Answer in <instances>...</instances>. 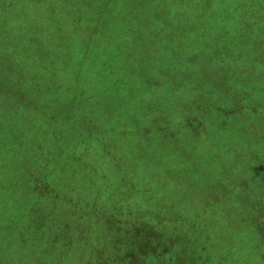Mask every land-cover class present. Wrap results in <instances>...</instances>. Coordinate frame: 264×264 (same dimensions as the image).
Wrapping results in <instances>:
<instances>
[{
    "label": "rangeland",
    "instance_id": "1",
    "mask_svg": "<svg viewBox=\"0 0 264 264\" xmlns=\"http://www.w3.org/2000/svg\"><path fill=\"white\" fill-rule=\"evenodd\" d=\"M11 1L7 13L23 26L13 56L23 62L4 69L18 95L0 86V264H121L132 254L136 264L153 255L166 264L168 252L183 264H264V49H256L261 60L251 68L244 61L254 49L237 46L242 27H210L227 0H198L193 11L210 6L209 48L234 46L216 53L226 62L223 81L239 75L254 84L237 89L245 97L236 101L214 87L171 98L161 86L157 103L147 102L138 83L128 89L125 74L114 69L118 58L133 63L124 44L135 49L142 42L135 27L155 19L163 27L142 54L151 60L157 53L153 65L165 64L161 51L182 31L172 27L182 23L181 0ZM229 2L242 10L244 0ZM193 26L192 17L185 31ZM75 44L80 53L89 48L86 95L70 76ZM27 168L48 172L35 188L50 195L34 204L25 200L32 185L21 184Z\"/></svg>",
    "mask_w": 264,
    "mask_h": 264
},
{
    "label": "trees",
    "instance_id": "2",
    "mask_svg": "<svg viewBox=\"0 0 264 264\" xmlns=\"http://www.w3.org/2000/svg\"><path fill=\"white\" fill-rule=\"evenodd\" d=\"M206 4L210 5L209 3L215 0H204ZM198 0H181L179 4V11L182 14V23L177 24L176 29L182 30L176 31L173 33L172 37L170 38L168 44V49L161 51L164 55H160L159 58L161 60H165V64L161 63L162 66H158L155 64L153 65V60H155V53L151 60L146 59L143 54L142 50L145 46H149L156 37V34H153V32L156 29H161L163 26L155 19V22H149L145 21L144 23L140 22L135 28L137 31H142V34L139 40H142V42H136L134 43V48H131L132 45L130 42L128 44V48L125 51L126 56L132 55L131 61L132 64L125 65L122 63L121 58H118L117 64L119 66H116V70L120 74H125L128 80V86H126L128 89L134 88V84L138 83L142 88L145 87L144 92L147 96V102L157 103V97L160 93L161 86H166V95L175 98L177 96L181 95H190V97H195V93L199 92V94H203L200 91L202 89L206 90L207 88H217L219 91V96L224 98H232L234 101L237 99L234 98L235 95L243 96L245 97V94H243L241 91H237L239 88H248L246 85L254 84V81H250L245 83L244 80H240L238 77L239 75L235 76L234 79L231 82H225L223 81L224 73H225V59H223L221 56L217 55L221 50H228V49H234V46L230 44H218L216 47H212L213 49L209 48L208 45L211 43L209 41L208 37V29L213 26H218L222 24L224 26V23H227L226 28L227 29H240L242 27L244 33L242 38L244 37V40H242L240 43L237 44V46L242 47L248 51L251 52L254 49L256 53V49L261 51L264 49V0H244V3L242 5V10L239 9V4L236 2L235 4L230 3L229 0L226 1L225 6L223 8H220V10L216 11L215 14H213L212 20H215V23L212 26H208L207 24H204L205 18L207 16V12L210 9V6H199L198 12L194 9L198 6ZM16 2L11 0H5L4 2L0 1V80L5 77V80L3 83L0 84V86L5 87L4 90L7 91L8 94L18 95L20 91V86L18 83H14L10 85L8 83V80H13L14 77H10L8 79V73L4 71L7 65H11V62H23L20 58H16L13 53V49L19 47L18 43V37L22 30V25L20 21H16L11 15V12H8V9L13 7V5ZM225 9V10H224ZM141 12V10H139ZM235 16H234V15ZM194 18V26L186 30V24L190 21L191 18ZM98 18V17H97ZM97 18L95 19V23L92 24V31H94L98 26ZM241 22H240V21ZM169 26V25H167ZM8 27H15L13 29H10ZM261 31L260 35L258 37H255L254 39L252 36L249 37V33ZM95 32V31H94ZM150 34H147L149 33ZM249 37L246 39V37ZM174 38L179 39L182 38L186 42V47L178 48L175 47L174 44ZM203 39L201 43L199 40ZM260 40V42H256ZM27 44H31L30 42H26ZM259 44H262L263 47L257 46ZM261 47V48H259ZM13 48V49H12ZM238 49V48H237ZM75 53L73 55V59L77 60V63L72 65L73 69L71 71L70 76L75 79L76 85L75 87L78 88V93L81 95H86L87 92L85 91L84 87V78L82 76V69L84 66L85 58L89 55V48L83 47L82 53H80L79 45H74ZM184 51L187 52L186 55H183ZM12 55V56H8ZM264 55V54H263ZM262 57V55H261ZM87 59V58H86ZM129 59V57H128ZM212 60H216L215 62H212ZM261 60V59H260ZM258 53H256L254 56L250 55L248 59H245V63L251 68L257 67L258 62H260ZM167 62V63H166ZM214 63V64H213ZM225 63V64H224ZM166 65V66H164ZM132 67V68H131ZM131 69V70H130ZM242 74V72H241ZM172 77L175 78L173 83L168 80H170ZM187 79H190L187 80ZM216 80L215 83H210L212 81ZM31 83H34V80H30ZM7 84V85H4ZM9 84V85H8ZM116 84V83H115ZM211 85V86H210ZM160 86V87H159ZM251 86V85H250ZM116 87H119L116 84ZM121 89H123L122 86H120ZM34 87H31L28 89V92L35 93ZM236 90V91H235ZM181 92V95H180ZM215 93V92H214ZM235 93V94H234ZM234 94V95H233ZM224 95V96H223ZM225 99V98H224ZM247 99V98H245ZM125 103V102H124ZM128 103V102H127ZM123 104V103H122ZM148 105V104H147ZM126 109L128 108V105L125 106ZM142 109V107H141ZM153 111L155 112L154 108ZM152 111V112H153ZM150 114V119L155 120V114ZM143 116H145V111ZM123 118V116H121ZM164 117V116H163ZM198 116H195L192 118L193 123H198L199 127L202 125L201 119H196ZM164 122V127L166 128L169 125V120L167 118ZM153 121V120H152ZM151 121V122H152ZM163 121V120H162ZM121 126H126L127 121L126 118L123 119ZM153 123V122H152ZM183 127L185 126H191L192 123L188 122L186 123L184 119H180L179 122ZM123 128V127H122ZM129 128H134L130 127ZM185 129V128H184ZM112 130V127L106 129L102 134V138H104V135L108 134L109 131ZM224 157V154L223 156ZM40 171V170H38ZM21 184L26 183L28 186L29 184L32 185L30 187L31 191L34 192V194H31L30 189H27L29 196H25V200L28 202H31L34 204L36 201H40L41 199H46L49 197V193L44 191L37 190L36 182L37 181H45L48 177L47 171H40V172H34L32 169H26V173L24 171V175L22 176ZM25 185V187H27ZM9 191L15 190L18 191L19 187L16 189H13V187H8ZM36 189V190H35ZM19 191H23L22 189ZM39 191V192H38ZM22 198L24 197V192L20 195ZM55 196V195H54ZM40 199V200H39ZM258 208V206L256 207ZM196 220V219H195ZM196 221H199L198 219ZM253 230L258 231L259 233L261 230H258L256 226H252ZM258 233V234H259ZM134 253V252H133ZM167 253V252H166ZM135 254V253H134ZM132 256L131 258H129ZM162 257V256H161ZM132 258H136L133 254L128 255L125 257L124 261L121 262V264H136V261H131ZM165 258V257H164ZM166 264H183L184 262H181V259H177L176 254L174 252H168L166 254ZM119 261V260H118ZM143 264H156V256H148L145 258H142ZM145 262V263H144ZM186 264V263H185Z\"/></svg>",
    "mask_w": 264,
    "mask_h": 264
}]
</instances>
